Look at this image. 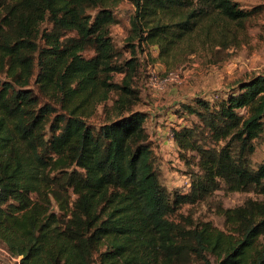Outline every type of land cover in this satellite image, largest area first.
Wrapping results in <instances>:
<instances>
[{"label": "trees", "instance_id": "1", "mask_svg": "<svg viewBox=\"0 0 264 264\" xmlns=\"http://www.w3.org/2000/svg\"><path fill=\"white\" fill-rule=\"evenodd\" d=\"M121 1L0 0V245L21 264H264V200L223 209L226 230L171 219L222 183L264 195V161H252L264 133V73L217 102L182 103L198 122L173 137L182 158L199 155L201 171L188 191H168L147 113L128 107L138 98L135 59L114 62L110 26ZM133 2L130 40L157 47L166 63L207 43L229 46L237 33L223 23L243 27L249 16L236 0ZM44 21L52 27L41 30ZM112 92L117 116L92 125Z\"/></svg>", "mask_w": 264, "mask_h": 264}, {"label": "rangeland", "instance_id": "2", "mask_svg": "<svg viewBox=\"0 0 264 264\" xmlns=\"http://www.w3.org/2000/svg\"><path fill=\"white\" fill-rule=\"evenodd\" d=\"M236 2L249 16L243 27L232 22L223 23L230 36L237 33L236 37L231 38L235 40L229 46L207 43L198 46L193 54L185 57L171 55L168 63L159 58L157 47L146 43L140 45L137 40H130L131 18L135 13L133 0H122L114 7L116 21L110 26V35L118 52L114 62L126 68V61L133 57L137 64L132 87L136 89L138 98L128 103V107L132 111L147 113L146 127L154 143L160 180L172 193L188 191L190 177L193 173L201 171L198 165L199 155L195 151H188L184 153L185 158H182L173 137V128L198 122L197 115L185 114L182 103L195 105L199 96L209 99L212 103L217 102L237 91L242 80L254 74L264 73V0ZM86 10L93 15L96 12L93 6H88ZM52 25V22L44 21L40 28L50 29ZM74 34V31L68 32V35ZM39 43H42L41 38ZM131 45L136 46L133 48ZM84 55L89 57L93 55V51L86 50ZM170 71H176L179 78L162 86L152 83L153 73L161 80ZM0 75V78L4 77V74ZM124 75V71L113 72L111 80L120 83ZM116 98L117 93L112 92L108 101L97 105L89 122L99 127L110 117L117 116L116 112L110 109ZM129 113L126 111L123 114L126 116ZM182 114L186 117L183 118ZM254 143L252 161L253 166L258 167L264 161V133ZM247 199L263 201L264 195L254 189L231 191L222 183L221 188L215 190L206 200L180 205L171 219L178 221L187 218L188 222L193 223L209 221L213 226L226 230L223 209L243 205ZM0 246L6 248L4 245ZM0 264L19 263L0 249Z\"/></svg>", "mask_w": 264, "mask_h": 264}, {"label": "built area", "instance_id": "3", "mask_svg": "<svg viewBox=\"0 0 264 264\" xmlns=\"http://www.w3.org/2000/svg\"><path fill=\"white\" fill-rule=\"evenodd\" d=\"M178 78H179V74L176 71H170L161 80H158L156 74L153 73V75L151 76V81L155 86H162L166 83H171V81L177 80ZM0 195H1V187H0ZM0 249L3 250L9 258L17 260V262L21 264V256L13 255L9 250H7L4 247L0 246Z\"/></svg>", "mask_w": 264, "mask_h": 264}]
</instances>
